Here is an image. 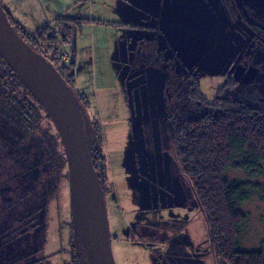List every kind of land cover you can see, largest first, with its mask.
Returning <instances> with one entry per match:
<instances>
[{"label":"rangeland","instance_id":"rangeland-1","mask_svg":"<svg viewBox=\"0 0 264 264\" xmlns=\"http://www.w3.org/2000/svg\"><path fill=\"white\" fill-rule=\"evenodd\" d=\"M53 1L85 19L76 30L70 86L101 128L115 264H213L203 217L175 160L166 84L192 72L211 100L233 77L264 97V43L249 49L253 31L264 36V0H170L147 31L114 22L109 0ZM64 157L49 119L25 137L0 113V264H77ZM227 176L264 184L240 169ZM239 210L247 215L239 247L256 250L264 243V190Z\"/></svg>","mask_w":264,"mask_h":264},{"label":"trees","instance_id":"trees-1","mask_svg":"<svg viewBox=\"0 0 264 264\" xmlns=\"http://www.w3.org/2000/svg\"><path fill=\"white\" fill-rule=\"evenodd\" d=\"M3 10L22 40L49 61L70 86L73 63L69 67L61 66V56L67 52L61 50L59 43L72 45L76 30L85 19L62 15L54 20L57 31L45 25L30 32ZM70 54H73L72 46ZM0 63L5 67L0 73V113L28 137L42 117L51 119L1 57ZM169 79L166 112L173 126L175 160L205 222L213 264H264V243L251 251L239 247V231L247 220L239 207L254 192L264 190V184L232 180L227 176L229 170L240 169L250 177L264 179V97L231 77L217 88L211 100L204 96L192 72ZM242 86L244 90L239 89ZM89 122L91 140L87 149L105 194L109 191V176L102 132L99 122ZM64 161L66 165L65 157ZM111 237L110 234V241ZM72 249L77 264H87L80 242L77 246L73 244Z\"/></svg>","mask_w":264,"mask_h":264},{"label":"water","instance_id":"water-1","mask_svg":"<svg viewBox=\"0 0 264 264\" xmlns=\"http://www.w3.org/2000/svg\"><path fill=\"white\" fill-rule=\"evenodd\" d=\"M0 57L45 109L62 142L75 245L80 242L87 264H115L104 193L87 149L91 125L86 110L52 64L18 35L1 3ZM69 57L74 63V54Z\"/></svg>","mask_w":264,"mask_h":264},{"label":"crops","instance_id":"crops-1","mask_svg":"<svg viewBox=\"0 0 264 264\" xmlns=\"http://www.w3.org/2000/svg\"><path fill=\"white\" fill-rule=\"evenodd\" d=\"M170 2V0H109V4L111 5L108 13L111 18L115 20L114 22H122L128 26H131L130 24H132L134 27L147 31L148 29H151L149 28V23H153L152 19L154 21L159 20V22H161L164 5L167 4L170 6ZM0 3L20 27L30 32L36 31L45 25H55L54 20L59 16L68 15L69 8L66 6L61 7L63 6V3L60 2L58 4L53 0H0ZM100 3L104 4L103 1H100ZM169 9L170 8H167V10ZM91 16L94 17L92 10ZM97 18H100V21L104 17H102V15H98ZM51 28L52 31H57L58 29L56 25L51 26ZM75 37L72 45L70 43L60 42L64 45L63 51H66L69 54L70 49L67 50V47L69 48L70 46L71 48L72 46L73 53L75 52V47L77 45V38ZM141 40H144L143 37ZM203 229L209 246L205 222ZM114 237L116 238L115 235ZM208 256L212 259L210 246ZM211 263H213L212 260Z\"/></svg>","mask_w":264,"mask_h":264},{"label":"flooded vegetation","instance_id":"flooded-vegetation-1","mask_svg":"<svg viewBox=\"0 0 264 264\" xmlns=\"http://www.w3.org/2000/svg\"><path fill=\"white\" fill-rule=\"evenodd\" d=\"M219 5H220V4H219ZM230 5H231V4H230ZM220 6H221V5H220ZM232 14H233L234 17L237 18V20H238L240 23H242V24L245 25L244 27L247 26L248 28H250V27L246 24V22L243 21L242 18L239 16V11L237 10L236 7H233V8H232ZM259 42H263V43H264V36H263L262 34L256 32V31H253V32H252L251 40H250V42H249V44H250L249 49H251V47H253L254 45H258V46H259V45H260ZM247 51H248V49L246 50V54L248 53ZM246 54H245V55H246ZM231 78H233V77H231ZM233 79L238 80V79H236V78H233ZM238 81H239V80H238ZM240 82L242 83V81H240ZM251 83H252V82H250V83H248V84L251 85ZM245 84H247V83H245ZM251 86H252V85H251Z\"/></svg>","mask_w":264,"mask_h":264},{"label":"built area","instance_id":"built-area-1","mask_svg":"<svg viewBox=\"0 0 264 264\" xmlns=\"http://www.w3.org/2000/svg\"><path fill=\"white\" fill-rule=\"evenodd\" d=\"M69 65H70V57H69V54L68 53H64L61 56V66H63V67H69Z\"/></svg>","mask_w":264,"mask_h":264}]
</instances>
